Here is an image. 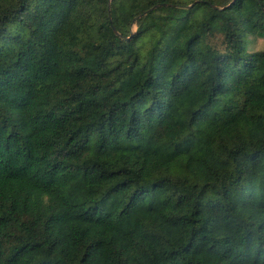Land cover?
Instances as JSON below:
<instances>
[{
	"label": "trees",
	"instance_id": "16d2710c",
	"mask_svg": "<svg viewBox=\"0 0 264 264\" xmlns=\"http://www.w3.org/2000/svg\"><path fill=\"white\" fill-rule=\"evenodd\" d=\"M257 38L264 0H0V264H264Z\"/></svg>",
	"mask_w": 264,
	"mask_h": 264
},
{
	"label": "rangeland",
	"instance_id": "374dc122",
	"mask_svg": "<svg viewBox=\"0 0 264 264\" xmlns=\"http://www.w3.org/2000/svg\"><path fill=\"white\" fill-rule=\"evenodd\" d=\"M264 41L261 38H257L255 40V42L253 43V46L251 47V51H253V48H257L258 46H260Z\"/></svg>",
	"mask_w": 264,
	"mask_h": 264
},
{
	"label": "water",
	"instance_id": "95a60500",
	"mask_svg": "<svg viewBox=\"0 0 264 264\" xmlns=\"http://www.w3.org/2000/svg\"><path fill=\"white\" fill-rule=\"evenodd\" d=\"M114 30V29H113ZM114 32H115V30H114Z\"/></svg>",
	"mask_w": 264,
	"mask_h": 264
}]
</instances>
